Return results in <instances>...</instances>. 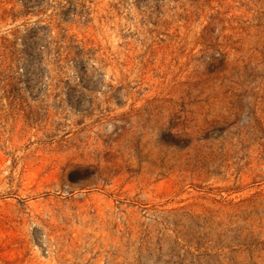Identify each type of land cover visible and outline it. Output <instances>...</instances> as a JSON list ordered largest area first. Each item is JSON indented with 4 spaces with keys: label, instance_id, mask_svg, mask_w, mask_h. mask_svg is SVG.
Segmentation results:
<instances>
[{
    "label": "rangeland",
    "instance_id": "rangeland-1",
    "mask_svg": "<svg viewBox=\"0 0 264 264\" xmlns=\"http://www.w3.org/2000/svg\"><path fill=\"white\" fill-rule=\"evenodd\" d=\"M0 264H264V0H0Z\"/></svg>",
    "mask_w": 264,
    "mask_h": 264
}]
</instances>
